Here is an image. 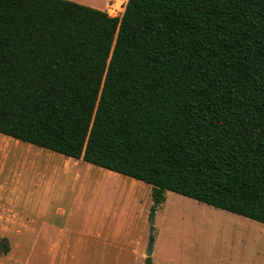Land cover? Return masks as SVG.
Instances as JSON below:
<instances>
[{"label": "trees", "instance_id": "1", "mask_svg": "<svg viewBox=\"0 0 264 264\" xmlns=\"http://www.w3.org/2000/svg\"><path fill=\"white\" fill-rule=\"evenodd\" d=\"M0 133L264 223V0H0Z\"/></svg>", "mask_w": 264, "mask_h": 264}, {"label": "rangeland", "instance_id": "2", "mask_svg": "<svg viewBox=\"0 0 264 264\" xmlns=\"http://www.w3.org/2000/svg\"><path fill=\"white\" fill-rule=\"evenodd\" d=\"M85 1L96 3L98 8L104 6L102 9L114 15H122L127 3V0H109L108 4L106 0ZM40 150H45L44 154ZM49 152L54 151L0 133V238L9 237L11 246L10 252L0 258V264H77L71 257L62 260L59 256L55 261V246L60 242V255L64 252L71 256L75 251L84 259L102 258L104 255L101 245L95 249H88L87 246L86 208L82 202V191L78 192L82 180L72 181L63 174L58 184L61 199L49 198L50 179L53 175L62 174L58 163L63 157L59 156H66L56 152L58 157L51 160ZM34 163L38 165L33 174L29 168ZM82 164L89 163L83 161ZM99 170V166H96L95 171L91 172L93 179H88L85 200L94 197L92 190L96 186L102 192L117 189L118 183L112 180L104 184L97 183L94 178L98 172L110 173ZM123 177L129 179V191L139 197L128 198L129 203H136L132 208L134 214L138 207L140 216L143 211L146 212L144 218H137L136 229L127 238L120 240L127 248L136 249L141 241L142 245L138 247L146 254L152 244L151 257L155 258L156 264H204L207 261L219 264L221 257L224 259L220 264H264L263 222L236 213L233 216L238 224L216 220L211 212L232 211L174 191H167L166 200L157 209L153 220L148 221L153 204L151 190L148 193L146 188L133 187V180H140L125 175ZM140 182L151 188L148 183ZM124 187L118 189L120 196L114 203L116 206L121 204ZM63 228H66L64 232ZM111 250L112 253L107 254V264H114L117 255L115 248ZM121 256L128 264H135L137 255L127 249L121 252ZM225 257H233V260ZM78 264H86V261L80 259Z\"/></svg>", "mask_w": 264, "mask_h": 264}, {"label": "crops", "instance_id": "3", "mask_svg": "<svg viewBox=\"0 0 264 264\" xmlns=\"http://www.w3.org/2000/svg\"><path fill=\"white\" fill-rule=\"evenodd\" d=\"M80 3H84L93 7H98L96 3H91V2H86L85 0H74ZM92 1V0H89ZM109 0H106V4H108ZM106 6V5H105ZM104 7V6H103ZM101 7V8H103ZM125 9V8H124ZM5 135V134H4ZM41 154H44V151L40 150ZM48 155L50 156L51 160L57 158L58 154L56 152H49ZM63 157L62 161H60L59 164V170L61 168L62 174L60 176L53 175V177L50 179V183L48 186V196L51 199H61L62 194L60 191V188L58 187V184L63 176H68L72 181L75 179L82 180L81 184L78 187V192L82 191V198H83V203L86 208L85 212V220L87 224L86 228V236H87V246L88 249L91 247L92 249H95L97 245H101L104 249L103 256L102 258H82L79 254L78 251H75L76 253L74 255L69 256L68 254H62L60 255L59 253L61 248V243L60 242L58 245H56V253H55V261L61 256V259H68V257H71L73 261L76 260L77 264L79 263V260H85L86 264H107L108 263V253H112V248H115L117 251V255L114 258V264H128L126 260H124L121 256V252L127 249L129 252L134 254L136 256L135 258V264H145L146 263V254L145 252L142 251V248L138 247L142 245V242L140 241L137 244V248L131 250L130 248H127L126 245L123 243H120V240L123 238H127L131 232L136 229L138 219L139 218H144L146 212L143 211L142 215H139V211L137 208V215L134 214V210L132 209L135 206V202H128V198H139L134 196L132 191H129L128 189V183L129 179L124 178L122 174L111 171V170H106L104 168L99 167V171H109L110 173L104 172V173H99L95 176V180L97 183H108L111 180L113 182H117L118 186L116 190L110 191V192H105V191H99L100 188H95V190H92V194L94 197L91 200H85L84 199V192L87 190V182L88 179H93V174L91 173L92 171H95V165L94 164H82L83 159H76L70 156H59ZM86 162V161H85ZM88 163V162H87ZM57 164V163H55ZM38 164L34 163V165H30V170L29 172L35 173L36 172V166ZM57 167V166H55ZM114 173V174H111ZM106 174H111V175H106ZM116 174V175H115ZM120 175V176H119ZM141 181V180H140ZM140 181L133 180L132 186L144 189L146 188L148 193L151 190L152 191V186H147L143 184ZM150 185V184H149ZM125 186V187H124ZM124 187V191L121 194V204L119 206L114 205V203L118 200L120 193L118 192L120 189ZM93 189V188H92ZM119 189V190H118ZM95 191V192H94ZM119 195V196H118ZM77 195H76V201H77ZM112 198V199H109ZM166 198H167V193H166ZM194 199V198H193ZM150 200V199H149ZM78 203V201H77ZM150 204V203H149ZM130 205V206H129ZM132 205V206H131ZM134 205V206H133ZM152 205V204H151ZM150 206V205H149ZM219 208V207H218ZM223 209V208H221ZM97 211V213H96ZM224 213V214H223ZM219 213L217 212H211V216H213L216 220H220L223 222H229L233 224H238V220L234 218L233 213H228V212H223ZM238 214V213H236ZM240 215V214H239ZM243 216V215H242ZM138 218V219H137ZM252 219V218H251ZM148 221H149V216H148ZM66 228H63V232L65 231ZM83 233V232H82ZM98 239L99 241H96ZM125 240V239H124ZM81 241V240H79ZM71 240L67 242V245L69 246L71 243ZM98 242V243H97ZM101 242V244H99ZM78 243V241H77ZM78 245V244H77ZM89 251V250H88ZM155 252V248H154ZM111 256V255H109ZM138 257V258H137ZM224 258H220V263L221 260ZM225 259H231L233 260V257ZM236 259V257H234ZM75 262V263H76ZM153 264H156V260L153 257L152 258ZM228 262V261H226ZM212 261H207V263L204 264H212ZM219 263V264H220Z\"/></svg>", "mask_w": 264, "mask_h": 264}, {"label": "water", "instance_id": "4", "mask_svg": "<svg viewBox=\"0 0 264 264\" xmlns=\"http://www.w3.org/2000/svg\"><path fill=\"white\" fill-rule=\"evenodd\" d=\"M151 254H152V244H150L149 249H148L146 255L147 256H151Z\"/></svg>", "mask_w": 264, "mask_h": 264}, {"label": "built area", "instance_id": "5", "mask_svg": "<svg viewBox=\"0 0 264 264\" xmlns=\"http://www.w3.org/2000/svg\"><path fill=\"white\" fill-rule=\"evenodd\" d=\"M117 15V14H116Z\"/></svg>", "mask_w": 264, "mask_h": 264}]
</instances>
